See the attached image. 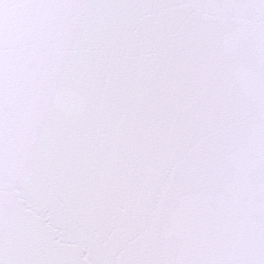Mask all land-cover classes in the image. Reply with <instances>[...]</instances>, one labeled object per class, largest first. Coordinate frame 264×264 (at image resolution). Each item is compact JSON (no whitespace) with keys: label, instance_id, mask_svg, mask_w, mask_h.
Segmentation results:
<instances>
[{"label":"snow or ice","instance_id":"1","mask_svg":"<svg viewBox=\"0 0 264 264\" xmlns=\"http://www.w3.org/2000/svg\"><path fill=\"white\" fill-rule=\"evenodd\" d=\"M0 264H264V0H0Z\"/></svg>","mask_w":264,"mask_h":264}]
</instances>
